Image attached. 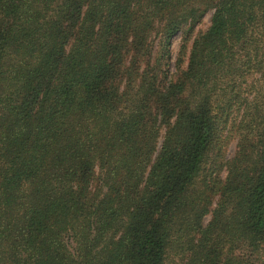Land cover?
Here are the masks:
<instances>
[{
  "label": "trees",
  "instance_id": "16d2710c",
  "mask_svg": "<svg viewBox=\"0 0 264 264\" xmlns=\"http://www.w3.org/2000/svg\"><path fill=\"white\" fill-rule=\"evenodd\" d=\"M170 262L264 264V0H0V264Z\"/></svg>",
  "mask_w": 264,
  "mask_h": 264
},
{
  "label": "rangeland",
  "instance_id": "374dc122",
  "mask_svg": "<svg viewBox=\"0 0 264 264\" xmlns=\"http://www.w3.org/2000/svg\"><path fill=\"white\" fill-rule=\"evenodd\" d=\"M210 16H211V12H208L204 16V18L202 19V22L195 28V31L205 29L208 26V24H209ZM180 39H181V35L179 34V35H176L173 38V40H172V54H173V58L176 56V54L178 52V48H179V45H180ZM254 77L255 76H250L247 79L248 83H251L252 80L254 79ZM236 141H237V139L235 137H229L226 145L223 146V148L221 150L222 151V153H221L222 161L228 160V159L233 157V155L235 153V150H236ZM214 162H215V160H214ZM227 173H228V169L225 168V167L222 168V170L219 173V178L221 180H224L226 178V176H227ZM197 186H198V184H197ZM216 202H217V195L212 198V203H211V206H210V210L213 209V207H214ZM210 216H211L210 213L205 215V218H204L205 222H207L210 219ZM68 242H69V245H71V240L70 239L68 240ZM169 264H172V263L170 262Z\"/></svg>",
  "mask_w": 264,
  "mask_h": 264
}]
</instances>
